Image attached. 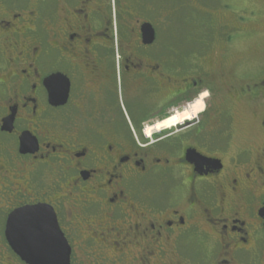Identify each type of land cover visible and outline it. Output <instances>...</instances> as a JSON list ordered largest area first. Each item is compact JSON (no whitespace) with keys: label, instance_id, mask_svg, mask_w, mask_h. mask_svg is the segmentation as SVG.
<instances>
[{"label":"flooded vegetation","instance_id":"flooded-vegetation-1","mask_svg":"<svg viewBox=\"0 0 264 264\" xmlns=\"http://www.w3.org/2000/svg\"><path fill=\"white\" fill-rule=\"evenodd\" d=\"M172 1L0 0V264L20 211L71 264H264V57L173 42Z\"/></svg>","mask_w":264,"mask_h":264},{"label":"rangeland","instance_id":"rangeland-1","mask_svg":"<svg viewBox=\"0 0 264 264\" xmlns=\"http://www.w3.org/2000/svg\"><path fill=\"white\" fill-rule=\"evenodd\" d=\"M166 20L173 42L193 47L194 43L226 41L241 54L230 57L235 65L256 64L264 57V0H173L172 16ZM225 33L232 36L231 42ZM164 35L162 41H166Z\"/></svg>","mask_w":264,"mask_h":264},{"label":"water","instance_id":"water-1","mask_svg":"<svg viewBox=\"0 0 264 264\" xmlns=\"http://www.w3.org/2000/svg\"><path fill=\"white\" fill-rule=\"evenodd\" d=\"M155 36L152 26L145 25L144 42L153 43ZM23 212L20 211L16 219L21 217ZM15 220L9 223L8 229L11 230L12 224L14 230L19 229L20 231V237L15 236L12 243L24 262L27 264H71V249L56 219L47 217L41 221L38 225L39 228H43V231L40 232L31 231L33 228L31 223H26V221L15 223Z\"/></svg>","mask_w":264,"mask_h":264},{"label":"bare ground","instance_id":"bare-ground-1","mask_svg":"<svg viewBox=\"0 0 264 264\" xmlns=\"http://www.w3.org/2000/svg\"><path fill=\"white\" fill-rule=\"evenodd\" d=\"M192 115L190 113H184L183 115H181L180 117H174L171 119L166 120L161 126H158V128H156L157 131L161 130L162 128H171L176 126L177 124H180L181 122H183L185 119L190 120L192 119ZM154 130H149L147 132V135H150V133H152Z\"/></svg>","mask_w":264,"mask_h":264},{"label":"snow or ice","instance_id":"snow-or-ice-1","mask_svg":"<svg viewBox=\"0 0 264 264\" xmlns=\"http://www.w3.org/2000/svg\"><path fill=\"white\" fill-rule=\"evenodd\" d=\"M205 95H208V93H204Z\"/></svg>","mask_w":264,"mask_h":264}]
</instances>
